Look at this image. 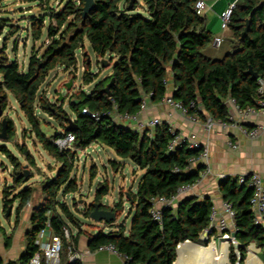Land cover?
Listing matches in <instances>:
<instances>
[{"label":"trees","instance_id":"obj_1","mask_svg":"<svg viewBox=\"0 0 264 264\" xmlns=\"http://www.w3.org/2000/svg\"><path fill=\"white\" fill-rule=\"evenodd\" d=\"M32 1L39 3L41 12L30 18L29 31L34 40L46 36L44 48L42 51L32 50L26 70H21L18 61L9 57L6 45L0 51V110L5 116L11 93L28 120L31 133L57 159L60 167L41 184L42 200L32 212L27 248L20 263L28 264L37 250L36 235L49 221L55 234L62 237L60 264H83L80 259L70 261L68 258L70 244L78 243L82 223L59 198V193L67 196L79 191L72 170L78 152L95 142L130 159L144 174L136 192L121 195L113 207L102 203L109 192L108 184H99L94 202L118 216L123 210V197L129 195L127 199L133 216L129 230L125 224L115 226L110 223L113 226L110 231L101 230L89 236L91 250L111 243L129 257V264H210L211 258L212 264L227 263L225 256L221 262H216L214 245L201 246L195 254L190 252L193 246L184 245L188 241H198L210 227L214 206L210 196L202 199L187 196L177 207H164L161 222L155 221L150 213L153 197H170L182 186L198 181L207 166L200 163L197 167H190L189 159L198 157L203 149L186 145L169 149L174 135L166 121L154 128L137 131L131 125L115 120L113 114L138 113L146 96L151 102H160L167 93L165 81L169 72L175 84L172 96L188 109L191 116L203 120L210 116L228 123L230 98L242 107L257 106L258 79L264 78V0L237 1L229 24L232 33L230 49L221 58L205 53L214 36L207 28L205 16L195 9L197 0H144L145 15L134 13L139 6L138 0L132 8L131 0H95L94 7L85 17L82 15L85 0H68L61 8L49 5L50 0ZM0 23L4 25L3 20ZM246 27L247 31L242 35ZM86 40L98 58L109 56L111 62L115 59V64L112 73L98 81L89 93L80 90L70 96L68 106L75 115L73 118L64 109L65 103L53 102L41 88L49 72L58 67L73 76L75 81L78 70L76 53L84 49ZM16 44L17 41L15 47ZM85 64L83 80L89 84L97 75L89 72L87 60ZM250 70L257 73L258 79L248 74ZM85 109L88 112H84ZM40 113L57 120L61 130L53 135L46 134ZM5 118L8 140H11L16 135V128L13 120ZM1 128L0 122V131ZM68 133L75 136L73 147L61 150L54 140ZM18 148L29 165L37 167L29 148L26 145H18ZM0 150L11 158L13 164V185L5 188L3 212L18 201V217L34 197L35 188L26 185L33 175H26L23 163L6 146H0ZM112 163L118 170L121 164ZM95 174L92 170L91 176ZM238 178H223L219 184L223 199L231 202L236 210V239L240 249L238 255L231 246V264H242L245 247L251 241L264 251V228L253 222L251 189L246 183L240 184ZM15 190L13 195L9 193ZM92 210V206L86 205L82 213L88 218ZM67 219L78 229L76 233L72 231L71 242L63 235V227L68 226ZM0 264H3L1 257ZM254 264L260 263L254 261Z\"/></svg>","mask_w":264,"mask_h":264},{"label":"rangeland","instance_id":"obj_2","mask_svg":"<svg viewBox=\"0 0 264 264\" xmlns=\"http://www.w3.org/2000/svg\"><path fill=\"white\" fill-rule=\"evenodd\" d=\"M56 0H50L49 5H54ZM65 4L68 0H61ZM139 6L134 13L145 12L144 0H138ZM41 12L39 3L32 0H0V20L4 21L0 31V51L7 47L6 52L12 60H17L21 70H26L32 50L37 48L42 51L44 48L45 38L44 35L40 40H34L29 31V20L32 16H37ZM17 41L16 47L15 42ZM210 46V45H209ZM208 46V48H209ZM230 43H225L221 51L211 53L214 58H221L228 51ZM228 48V50H227ZM207 49V48H206ZM78 70L77 77L74 81L71 91H68L65 84L69 82L70 75L66 73L62 67L51 70L42 84L41 91L45 93L53 102L65 103L64 109L68 114L75 118L74 113L68 106L69 98L72 94L82 90L89 93L94 85L112 73L115 59L110 60L109 56L105 59L111 64L107 67L101 64V58H98L92 50L91 44L88 40L85 41L84 49L77 51ZM90 60L89 72L96 74L94 81L85 84L83 76L85 74V61ZM61 94L64 102L59 100ZM4 115L13 120L16 135L11 140H1L0 146H6L10 152L17 157L27 169L28 174L33 177L26 183L35 188L32 204H38L42 200L41 184L48 176H53L60 163L50 155L42 145L37 141L35 135L30 131V125L24 116L19 104L15 97L9 93V107L4 112ZM3 116V117H5ZM0 118V122L2 118ZM42 119V128L48 135H53L55 132L61 130V126L57 120L45 113H40ZM18 145H26L33 156L35 157L37 167H32L26 161L25 157L19 151ZM112 161L119 162L120 167L118 170L114 168ZM95 171V176H91V171ZM13 164L10 157L0 150V220L6 222L7 217L5 212H2L4 191L6 187L13 185L12 179ZM144 174V171L139 169L130 159L119 156L114 149L95 142L85 151L78 152V158L75 161L72 178H76L79 184V191L67 196L59 193V198L64 200L75 217L83 225V229L97 234L99 231L104 230L108 232L113 226L106 223H96L90 217H85L82 213L86 205L92 204L95 199L96 191L100 183L106 182L109 186V192L102 199V203L106 206L113 207L120 200L121 195L127 194L129 191L136 192L139 180ZM18 190L19 187L17 188ZM17 190V191H18ZM15 191H10L14 194ZM12 198V196H9ZM74 199L76 204H74ZM131 204L127 197H123V210L118 214L115 226L125 224L129 230L132 220L130 214ZM71 231L77 229L76 224L72 223L69 219L66 220Z\"/></svg>","mask_w":264,"mask_h":264},{"label":"crops","instance_id":"obj_3","mask_svg":"<svg viewBox=\"0 0 264 264\" xmlns=\"http://www.w3.org/2000/svg\"><path fill=\"white\" fill-rule=\"evenodd\" d=\"M205 1L208 7L203 15L206 18L208 30L211 31L214 37L220 35L224 38V41L221 43L219 48H214L211 44L209 48L207 47V49H205V53L213 57L211 53L221 51L225 43H230L229 40L232 33L230 30L223 31L221 29L220 16L223 11H225L227 7L236 0ZM63 5L64 4H62L61 0H56L55 4H52V6L55 8H61ZM226 52L227 51L225 50V53ZM167 80L168 88L166 96H169L173 93L175 88L173 75L171 72H169ZM153 118H160L162 121L168 122L174 127V129L184 135L195 134L197 140L200 143L208 145L209 159L207 167L209 168L210 172L206 176L200 177L190 189V191L183 193L179 197L178 203L187 196H197L199 199H202L205 196H210L217 213L213 222L208 228L209 230H212L207 238L200 236L198 241H188L189 243L186 242L187 244L184 243V245L189 244L193 246L190 252L194 254L201 246L210 247L211 245H214L216 262H221L225 256L227 259V263L225 264H231V246L234 247L238 255L239 251L236 249V245L233 243H231L230 246L227 241H222L219 238V233L217 230L218 220L220 218H227V215L223 209L224 199L220 192L219 184L222 178L239 177L252 172L258 173L264 180V115L254 116L242 123L244 126L249 128L261 129L260 134L254 138H250L249 136L245 135L238 125L231 121L222 124L216 122L214 126L208 130L204 126L205 120L200 119L199 123H194L191 121L190 116L183 115L179 110H175L166 103L162 101L154 103L149 99L147 109L140 115V121L146 124ZM121 123L126 124L125 122ZM232 144H236L237 147L234 148ZM200 163L204 164L202 161L197 162L195 167H197ZM18 204V201L14 202L10 218L7 217L5 223L0 220V257L3 261V264H21L19 260L26 251L27 234L31 229V215L39 203L32 204L30 201L23 207L19 216L17 217L16 207ZM3 210L4 208H2V212ZM81 230L82 232L78 237L77 247L79 251L83 252V264H126L122 257L114 253L106 250H91L89 247V236L95 234L83 229V225ZM77 231L78 229L73 232L76 233ZM180 247L181 245L177 250V260L179 258ZM253 252L261 258L262 262H264L263 249L258 246L255 241H251L245 247V255L242 264L246 263L247 257ZM185 253H187L186 250ZM209 263H213L212 258L209 259ZM251 264H254V262L251 261Z\"/></svg>","mask_w":264,"mask_h":264},{"label":"built area","instance_id":"obj_4","mask_svg":"<svg viewBox=\"0 0 264 264\" xmlns=\"http://www.w3.org/2000/svg\"><path fill=\"white\" fill-rule=\"evenodd\" d=\"M237 1L232 2L225 11L220 16L221 19V29L223 31L229 30V24L231 22V18L233 15V11L236 7ZM208 5L205 0H197L195 3V9L199 14H203L207 9ZM224 41L223 36H215L212 42L214 48H219L221 43ZM168 85V80L165 81ZM259 87L258 94L259 99L257 100V106H249L242 107L237 101L233 98H230L228 101L229 109H230V121L234 122L238 127L242 130V132L249 136L250 138L257 137L261 129L260 128H249L244 126L242 123L254 116L264 115V78L258 79ZM175 90V88H174ZM173 90V91H174ZM173 93L169 96H165L161 101L166 103L168 106L174 108L175 110H179L183 115L190 116V119L194 123H199L200 117L191 116L188 114V109L183 106V104L173 98ZM149 96L143 98L141 107L138 113L131 114H120L115 112L113 114L114 119L117 121L125 122L128 125L134 127L135 130H142L146 128H154L157 125L162 124V120L160 118H153L148 123L144 124L140 121V115L143 111H145L148 107ZM194 106V103L191 104ZM84 112H88L87 109ZM97 114H92V116H96ZM216 122L223 123L220 121H216L212 119L210 116H207L205 119V128L210 130ZM171 125V124H170ZM171 132L174 135V138L171 140L169 144V149H174L177 146H187L188 148L195 149H203L201 154L198 157H192L189 159L190 167H194L197 162H204L206 166H208L209 159V148L208 145H204L200 143L195 134L184 135L174 129L171 125ZM75 141V136L72 133H68L58 137L54 140L55 144L61 149H68L73 147V143ZM91 146V145H90ZM88 146L87 148H89ZM234 148L237 147L236 144H232ZM85 148L83 151H85ZM210 172L207 167L202 171L200 177L206 176ZM223 179V178H222ZM238 182L240 184L246 183L248 188L251 189V209L253 212V222L255 225L261 226L264 228V180L263 178L255 172L244 174L239 176ZM194 185V184H193ZM193 185H185L178 189L177 194L172 195L170 197L165 196H157L151 199L153 206L150 209V213L152 218L155 221H162V212L164 207H177L179 197L193 187ZM223 209L227 215V218H220L217 224V230L219 233V238L222 241H227L231 246V243L234 245H238L236 238H234V234L237 233L236 226V210L233 207V204L229 201H223ZM217 211L213 206L211 212V223L213 222ZM63 235L64 237L71 242L72 240V231L69 226L63 227ZM254 242V241H252ZM35 244L37 246L36 252L30 258L28 264H60L61 261V252H62V237L60 235L55 234L50 226V222L47 221L46 225L37 233L35 238ZM95 250H106L111 253H114L120 257H122L126 264H129V257L121 252L115 245L111 243L102 244L97 247ZM83 252L78 250L77 245L71 243L68 251V258L70 261L80 259L82 260ZM134 264H143V263H134Z\"/></svg>","mask_w":264,"mask_h":264},{"label":"water","instance_id":"obj_5","mask_svg":"<svg viewBox=\"0 0 264 264\" xmlns=\"http://www.w3.org/2000/svg\"><path fill=\"white\" fill-rule=\"evenodd\" d=\"M136 0H131L130 2V8H132L133 6V3L135 2ZM95 5V0H85L84 1V6H83V9H82V15L85 17L89 14V12L91 11V9L94 7ZM1 23H0V31H1ZM247 27H248V24H247ZM247 27L246 29L244 30L243 34L244 35L247 31ZM88 63H90V60L88 61ZM101 64L105 67L109 66L110 65V62L108 60H106L105 58H101ZM248 74H250L252 76L253 79H258V75L256 72H253L252 70H250L248 72ZM113 80H111L110 84L106 87V91L109 92L110 90V85L112 83ZM74 84V77L71 76L69 82H67L65 84V87L68 91H71L72 89V86ZM59 100L61 102L64 101V99L62 98L61 94L59 95ZM3 117V113L2 111L0 110V118ZM1 124H2V128H1V131H0V139L1 140H8L9 136H8V132H7V128H8V121L5 117L2 118L1 120ZM71 126H72V122L70 124V127L69 129H71ZM26 175H28V172L26 171ZM129 197V195H127ZM127 197V198H128ZM90 206L93 207V210L91 211L90 213V219H92L94 222L96 223H114L117 219V214L112 211V210H109V209H104L103 208V205L98 203V202H93L92 204H89ZM11 210H12V207H9L7 208L6 212H5V216L6 217H9L10 214H11ZM212 230V229H211ZM211 230L209 229H206L202 234H201V237H205L207 238L208 235L210 234ZM234 238H236V234L233 235ZM236 249L239 251L240 249V245H236Z\"/></svg>","mask_w":264,"mask_h":264},{"label":"bare ground","instance_id":"obj_6","mask_svg":"<svg viewBox=\"0 0 264 264\" xmlns=\"http://www.w3.org/2000/svg\"><path fill=\"white\" fill-rule=\"evenodd\" d=\"M251 261H257V263L260 264H264V262H262L261 258L259 256H257L256 254L250 253V255L247 257V261L245 264H251Z\"/></svg>","mask_w":264,"mask_h":264}]
</instances>
